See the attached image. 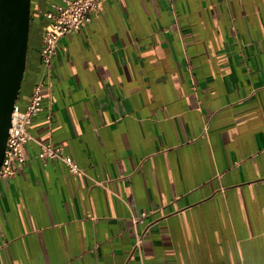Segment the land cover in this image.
Returning a JSON list of instances; mask_svg holds the SVG:
<instances>
[{"label":"crops","instance_id":"crops-1","mask_svg":"<svg viewBox=\"0 0 264 264\" xmlns=\"http://www.w3.org/2000/svg\"><path fill=\"white\" fill-rule=\"evenodd\" d=\"M64 1L30 0L16 105L44 98L0 178V264H264V0H103L46 75Z\"/></svg>","mask_w":264,"mask_h":264},{"label":"built area","instance_id":"built-area-1","mask_svg":"<svg viewBox=\"0 0 264 264\" xmlns=\"http://www.w3.org/2000/svg\"><path fill=\"white\" fill-rule=\"evenodd\" d=\"M103 0H65L63 3H50L45 12V17L50 21V28L43 34L40 59L44 74H49L53 56L56 53L58 41L66 36L78 32L92 16H96ZM45 83L41 79L36 82L27 104L20 110L14 104L11 122L6 139L5 150L0 164V178L12 177L26 160L24 143L30 139L27 126L32 118L40 111L41 101L44 98ZM40 159L50 158L62 161L71 174L82 173L81 168L72 157L63 155L60 147L52 143L40 145L38 153ZM145 214L133 217V223L142 222ZM145 230L137 235V244Z\"/></svg>","mask_w":264,"mask_h":264},{"label":"water","instance_id":"water-1","mask_svg":"<svg viewBox=\"0 0 264 264\" xmlns=\"http://www.w3.org/2000/svg\"><path fill=\"white\" fill-rule=\"evenodd\" d=\"M30 0H0V164L23 77Z\"/></svg>","mask_w":264,"mask_h":264}]
</instances>
